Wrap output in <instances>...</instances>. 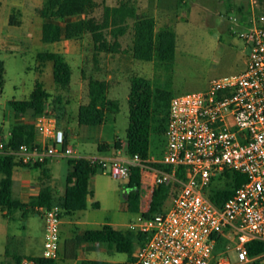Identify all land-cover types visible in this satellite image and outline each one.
Returning <instances> with one entry per match:
<instances>
[{"label": "built area", "instance_id": "2783aa9c", "mask_svg": "<svg viewBox=\"0 0 264 264\" xmlns=\"http://www.w3.org/2000/svg\"><path fill=\"white\" fill-rule=\"evenodd\" d=\"M261 20V19H260ZM248 46L243 72L211 81L203 92L174 95L161 157L79 156L55 115L44 111L34 126L36 144H22L16 154L25 165L50 159L85 157L103 172L129 181L140 170V210L129 229L144 234L130 264H264V251L252 256L249 244H264V17L240 33ZM0 137V153H6ZM162 166H168L166 171ZM246 176L235 192L216 205L208 192L226 171ZM172 184L176 196L167 207L152 210L155 191ZM45 220L42 257L55 260L61 251V207H38ZM19 264H39L23 257Z\"/></svg>", "mask_w": 264, "mask_h": 264}, {"label": "rangeland", "instance_id": "374dc122", "mask_svg": "<svg viewBox=\"0 0 264 264\" xmlns=\"http://www.w3.org/2000/svg\"><path fill=\"white\" fill-rule=\"evenodd\" d=\"M122 1L125 0H95L97 6L92 12L88 13L85 7H75L73 11H65L66 15H63L60 9L62 4L54 9L49 2L46 8L42 7L41 16L43 21L53 19L61 23L68 17L79 19L90 16L102 20L105 6H118ZM130 2L136 6L139 13L154 16L157 29L171 26L177 33L173 74L174 95L203 92L209 88L212 80L243 72L248 59V46L240 38V33L248 29L251 21L257 19L262 21L264 17L262 0H130ZM28 16L30 17V14ZM243 16H246V20ZM39 20L34 21L30 28L32 37L30 50L0 52V59L4 61L5 66V85L3 92L0 93V127L4 128L3 140L5 141L7 132L16 122L14 112L3 114L6 111L3 103L11 99H27L36 81H41L50 94L45 111L57 116L58 125L67 132L68 143L77 155H98L97 146L102 142L112 144L116 139L125 141L129 126L128 98L131 78L139 75L153 79L159 74L154 62H145L133 57L134 19L127 20V32L119 38L122 44L121 52L113 54L96 52L90 34H83L77 39H65L60 44L45 43L42 41ZM25 22L23 28L26 30L29 19ZM42 52H58L64 56L72 68V81L69 86L63 87L55 83L53 62L40 60L38 54ZM92 77L108 81L109 97L118 100L121 109L103 125L80 126L78 111L81 105L89 101L88 83ZM59 108L62 111H59ZM165 145L166 136L163 133L152 134L150 154L161 157ZM57 160L58 162L52 163L49 167L53 172L52 185L58 197L64 192L69 165L66 158ZM27 172L32 177H37L41 174V169L32 168ZM228 182L229 179H222L217 185L228 187ZM38 183V180L33 182L35 186ZM127 184V180L115 178L109 171L98 172L93 176L90 188L95 192L94 200L100 204V208H94V200H90L87 210L78 213L82 221L135 219L136 214L126 209L127 195L131 191ZM175 196L174 187L167 207ZM9 214L14 218L4 217L0 208V223L6 226L9 237L14 239L9 241V244L6 242L8 237L0 240V253L8 247L11 250L16 249L20 236L26 235L30 238L28 241L32 242L34 251L42 254L45 241L43 216L38 213L23 218L19 210L10 211ZM69 220V218L64 220L65 223L62 225L63 237L68 235ZM100 227L102 226L93 223L81 226L82 229ZM92 255L101 260L108 259L103 252ZM116 256L119 259H128V255L124 253H116Z\"/></svg>", "mask_w": 264, "mask_h": 264}, {"label": "trees", "instance_id": "16d2710c", "mask_svg": "<svg viewBox=\"0 0 264 264\" xmlns=\"http://www.w3.org/2000/svg\"><path fill=\"white\" fill-rule=\"evenodd\" d=\"M264 2V0H262ZM62 4V13L73 11L75 7H85L90 13L97 6L95 0H52V6ZM246 16H243L245 19ZM129 18L134 19V39L132 46L133 57L145 62H154L159 74L148 79L143 76H133L130 81L129 93V126L126 134L127 155L138 154L143 158L150 155L152 134H164L169 120V109L173 92L174 63L177 53V33L171 26L157 29V21L154 16L141 14L130 0L122 1L118 6H105L103 19L94 17L79 19H68L58 22L53 19H45L42 25V41L45 43H56L65 39L72 40L80 38L83 34H90L94 49L98 53H119L122 44L119 38L127 32L126 22ZM246 20V19H245ZM11 25H16L10 21ZM38 57L43 62H53V76L56 84L67 87L72 81V68L64 56L58 52L39 53ZM5 85V67L0 61V93ZM89 101L79 107L78 124L80 126L103 125L110 120V117L119 113L120 102L109 97L110 85L108 81L97 78H90L88 83ZM50 94L45 90L41 81H36L30 97L26 100H11L10 107L16 118H19L26 111L31 110L34 115L42 114L47 106ZM60 102V101H59ZM59 111L60 108L58 109ZM35 116V117H36ZM57 117V116H56ZM0 135L2 131L0 129ZM3 138V136L1 137ZM67 138V144L68 143ZM6 153H0V174L3 178L0 181V207L19 208L23 215L29 214V208L36 212V207H61V219L73 216L79 211L88 207V197L93 195L90 188V180L98 172H102L99 165L92 163L85 157L66 158L69 170L65 178L64 192L57 197L50 184L42 186L36 196H32L27 203H23L13 197V173L16 167H42L44 163L36 165L23 164L13 151H17L22 144L38 143L37 132L33 124H16L12 127L10 135L5 139ZM114 150L122 148L121 142L116 141ZM110 145L100 144L99 150L108 151ZM170 171L168 166H162ZM48 173V172H46ZM48 174H46L47 176ZM49 176V175H48ZM219 179H229L228 187H220L216 183L208 192L211 200L216 205H221L235 190L246 181V176L237 171L226 170ZM131 189L128 195V208L136 215L140 210V170L138 167L131 168V176L128 181ZM172 184L159 186L154 195L152 210H161L165 201L170 197ZM98 207V203L94 204ZM145 241L144 234L130 229H117L106 225L100 229H91L83 235H77L64 241L63 249L60 251V259L50 260L42 256H31L39 264H65L77 258V247L83 242L108 244L116 252L127 254L130 264L134 260V253L138 244ZM250 255L255 256L264 251V244L254 241L249 244ZM24 256H13L14 264H19ZM91 264H105L101 261H92ZM251 264H262L253 262Z\"/></svg>", "mask_w": 264, "mask_h": 264}, {"label": "crops", "instance_id": "0c3cea01", "mask_svg": "<svg viewBox=\"0 0 264 264\" xmlns=\"http://www.w3.org/2000/svg\"><path fill=\"white\" fill-rule=\"evenodd\" d=\"M49 2L52 4V0H0V52L14 53V52H19L20 50H30V44H31L30 40L32 39L31 32H30L31 25L33 24L34 21L38 22V20L40 19L39 20L41 23L40 28H42V25H43V18L41 16L42 7L46 8ZM28 14H30V17L28 16ZM27 19H29V22L27 23L28 24L27 29L25 30L23 26H25L26 24L25 21H27ZM11 20L14 21L16 25H11L10 23ZM39 32L37 31V33ZM41 37H42V29H41ZM61 42L63 41L56 42V43L60 44ZM0 61L4 63L3 60L0 59ZM31 93L29 94L28 98L30 97ZM11 100H17V99H11ZM11 100H8L7 102L3 103L4 109L6 110L3 114L9 113V111L14 112L9 105V102ZM35 116L36 115H34L31 110H28L26 111V113L22 114L19 118H16L15 120L16 122L12 125V127L16 124H33L35 120ZM12 127L7 132L8 136L11 133ZM0 129L3 133V130H4L3 126L0 127ZM116 141L121 142L122 148L119 150H114L113 145L116 143ZM101 144L110 145V149L108 151L101 152L99 150V145H100L99 144L97 146L98 155L90 154V155H84V156L87 157V156L114 155V154H117L120 150L123 152H125L126 150V140L122 141L120 139H116L114 140L112 144L104 143V142H102ZM54 162H58V160L57 159L48 160L44 168L42 167H22V166L16 167L13 173V197L23 203H27L32 196H36L39 194L43 185L50 184L52 188L54 189L52 185V180L54 178L53 172L51 168L49 167ZM32 168H40L41 174L37 177H32L31 175H29V172H27L29 171V169H32ZM46 174H48L49 176L48 175L46 176ZM2 178H3V175H2ZM35 180L39 181V183L36 186L33 184ZM127 187H128V184H127ZM54 192L56 193V190H54ZM128 195H127V204H126L127 208L126 209L130 212L128 208ZM94 198H95V192L93 191V195L88 197V206H89L90 200H94ZM95 203H98V202L94 200L93 207L97 209L100 208V204L98 203V207H95L94 206ZM1 209L3 211V216L8 217V219L14 218V216L11 217V215L9 214V212L13 210H19L23 218L29 217L30 214H38V213L32 212L30 208H29L30 210L29 214L27 216H24L23 211L19 208H1ZM34 210L39 212V215H42L40 210H38V207H36ZM79 212L75 213L73 216H68L62 219L61 250L63 249V244L66 239L77 236V235H83L86 231L91 230V229H82L81 228L82 225H89L93 223L96 225H101L102 227L106 225H111L117 229H123V230L129 229L128 226H129V222L131 221V219H118L114 221H112L111 219L109 220L105 219L102 222H90V221L87 222V221H82L81 217H79V214H78ZM67 218L70 219L69 220L70 227H69L68 235L66 237H63L62 225L63 223H65L64 220H66ZM100 228H95V229H100ZM4 237L5 238L8 237L6 239V242H8V244H9V241L14 240L13 238L11 239V237H9L6 226L0 223V240L2 241ZM28 239L30 238L26 235L20 236V239L18 240V247L16 249L11 250L8 247L3 253H0V258L2 259L0 264H14V260L12 259L13 256H24V257L42 256L43 253L39 254L34 251V246L31 241H28ZM100 252H103L104 254H106L108 256V259L101 260L99 258L93 257L94 256L92 255L93 253H100ZM116 253L118 252H116L108 244L83 242L77 247V258L74 261H68L65 264H91L89 262H92V261H101V262H104L105 264H124V263L129 262L128 261L129 257L126 260L119 259L116 256ZM58 259H60V256Z\"/></svg>", "mask_w": 264, "mask_h": 264}]
</instances>
